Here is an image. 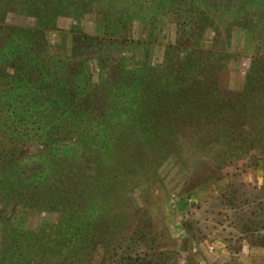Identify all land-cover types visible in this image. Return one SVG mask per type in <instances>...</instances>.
<instances>
[{"label":"rangeland","instance_id":"1","mask_svg":"<svg viewBox=\"0 0 264 264\" xmlns=\"http://www.w3.org/2000/svg\"><path fill=\"white\" fill-rule=\"evenodd\" d=\"M262 161L264 0H0V264H179L153 210Z\"/></svg>","mask_w":264,"mask_h":264},{"label":"crops","instance_id":"2","mask_svg":"<svg viewBox=\"0 0 264 264\" xmlns=\"http://www.w3.org/2000/svg\"><path fill=\"white\" fill-rule=\"evenodd\" d=\"M243 173L249 187L264 189V161ZM228 186L227 179L208 185L201 191L202 203L190 213L178 202L159 204L153 224L165 242L161 250L179 256V264H264V241L258 239L264 234V216L251 211L264 198L229 206ZM233 195L239 197L235 189Z\"/></svg>","mask_w":264,"mask_h":264},{"label":"built area","instance_id":"3","mask_svg":"<svg viewBox=\"0 0 264 264\" xmlns=\"http://www.w3.org/2000/svg\"><path fill=\"white\" fill-rule=\"evenodd\" d=\"M244 66H246V63L244 64ZM190 201H192L191 199H189Z\"/></svg>","mask_w":264,"mask_h":264}]
</instances>
